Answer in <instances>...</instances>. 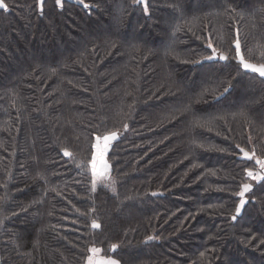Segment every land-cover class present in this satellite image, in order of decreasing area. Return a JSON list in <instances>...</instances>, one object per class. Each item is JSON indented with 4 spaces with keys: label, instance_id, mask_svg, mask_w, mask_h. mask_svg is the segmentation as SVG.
Here are the masks:
<instances>
[{
    "label": "trees",
    "instance_id": "1",
    "mask_svg": "<svg viewBox=\"0 0 264 264\" xmlns=\"http://www.w3.org/2000/svg\"><path fill=\"white\" fill-rule=\"evenodd\" d=\"M5 3L0 264H264V181L240 152L264 158V78L233 59L238 36L264 62V0ZM113 132L101 182L92 145Z\"/></svg>",
    "mask_w": 264,
    "mask_h": 264
},
{
    "label": "snow or ice",
    "instance_id": "2",
    "mask_svg": "<svg viewBox=\"0 0 264 264\" xmlns=\"http://www.w3.org/2000/svg\"><path fill=\"white\" fill-rule=\"evenodd\" d=\"M78 2L80 4H82L85 9L90 8V5L85 3V0H78ZM135 2L143 5V9H144L145 14L148 13V0H135ZM55 3L58 7H61V8L63 7L62 0H55ZM35 4H36V8H37L38 12L42 15L43 11H44L45 0H35ZM0 9L7 11L8 5L5 3V0H0ZM260 11L264 12V9H261ZM234 44H235V47H234L235 57H233V59H235L237 62L238 73H239V70L242 69L245 74L250 72V73L258 74V76L260 78H264V62L252 63V62H249L248 60H246L244 55L241 52V43H240V39L238 36L235 39ZM208 48L211 49V54L204 57L205 60L218 59V60H222V61H228L230 59V57L228 55H225L223 53H218L217 49L213 46V44L211 42L208 43ZM261 59L264 60V56H262ZM232 79H236V77H231L226 82V86L223 87V91L219 94V96L214 97V99L219 100L220 97H222L225 94L230 92V90L232 88V83H231ZM125 127H127V126L125 125ZM117 138H118V135L115 132H113L109 135L103 136V137L96 136L95 140L97 141V143L93 144L92 148L93 149H99V156L102 159L104 154L109 150L110 142L116 140ZM101 140H103V147L102 148H101L100 143H99ZM237 147L239 148V145H237ZM240 152L243 153V156L246 160H255V163L260 165L261 169H264V158L257 157L255 149H252L251 152H249V151H245V149H243V148H240ZM64 155L65 156H71V153L67 149H65ZM96 159H97V156L95 154H93V156H92L93 165L92 166H93V174L94 175L96 174V172H95V167H96L95 161H96ZM103 167H104V169H107L109 166L105 163L103 165ZM245 171H246L247 176L249 178H251L253 180L264 181V175L256 174L249 168H246ZM252 189H253V186L250 183H243L241 185V191L237 193V195L241 199H240L239 205L235 209V215H233L231 217L233 221H235L237 219V217L239 215H241L242 209L248 203V201H246L244 199V196L246 193L251 192ZM13 215H16V213H13ZM92 227L93 228H99L100 225L98 223H96L95 221H93ZM148 239L150 240V239H152V237H148ZM261 243L264 244V241H262ZM116 248H117L116 245H112V251H115ZM89 251L92 253H97L101 250L96 248V247H92ZM88 264H93L91 257H89ZM102 264H120V262L116 259H113V258H106L102 262Z\"/></svg>",
    "mask_w": 264,
    "mask_h": 264
},
{
    "label": "rangeland",
    "instance_id": "3",
    "mask_svg": "<svg viewBox=\"0 0 264 264\" xmlns=\"http://www.w3.org/2000/svg\"><path fill=\"white\" fill-rule=\"evenodd\" d=\"M113 141L110 142V144L112 143ZM101 148L103 147V140H101V144H100ZM99 153V152H98ZM97 161H98V164L97 166L95 167V172H96V176L95 178L97 180H100L101 182H107V178H108V175H109V167L107 169H104L103 165L106 163L104 161L105 157L103 156V158L101 159L99 155H97ZM107 164V163H106ZM258 172H260V174L264 175V169H259V170H256L254 171V173L258 174Z\"/></svg>",
    "mask_w": 264,
    "mask_h": 264
},
{
    "label": "crops",
    "instance_id": "4",
    "mask_svg": "<svg viewBox=\"0 0 264 264\" xmlns=\"http://www.w3.org/2000/svg\"><path fill=\"white\" fill-rule=\"evenodd\" d=\"M106 258L101 257L99 254H96L94 256V258L92 259L93 264H102V262L105 260Z\"/></svg>",
    "mask_w": 264,
    "mask_h": 264
},
{
    "label": "water",
    "instance_id": "5",
    "mask_svg": "<svg viewBox=\"0 0 264 264\" xmlns=\"http://www.w3.org/2000/svg\"><path fill=\"white\" fill-rule=\"evenodd\" d=\"M221 61H222V60H221ZM222 62H224V61H222ZM257 166H260V165L257 164ZM258 174H260V172H258ZM261 175H262V174H261Z\"/></svg>",
    "mask_w": 264,
    "mask_h": 264
}]
</instances>
